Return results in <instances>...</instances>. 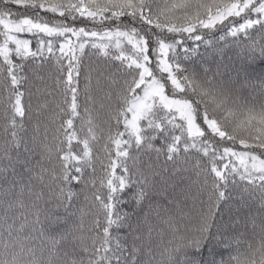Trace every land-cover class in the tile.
I'll use <instances>...</instances> for the list:
<instances>
[{
	"label": "snow or ice",
	"instance_id": "1",
	"mask_svg": "<svg viewBox=\"0 0 264 264\" xmlns=\"http://www.w3.org/2000/svg\"><path fill=\"white\" fill-rule=\"evenodd\" d=\"M0 264H264V0H0Z\"/></svg>",
	"mask_w": 264,
	"mask_h": 264
},
{
	"label": "trees",
	"instance_id": "2",
	"mask_svg": "<svg viewBox=\"0 0 264 264\" xmlns=\"http://www.w3.org/2000/svg\"><path fill=\"white\" fill-rule=\"evenodd\" d=\"M207 31V30H205ZM222 35L221 32L213 30V34L210 36L205 37V39H210L216 42L220 47L225 48V55L220 57L218 55L213 54V48L210 45H206L202 41H188L185 47L195 48L196 51L194 54H191L190 60L186 62V64L191 68L200 69L201 67H208L215 70L216 61L223 59L227 61L228 56L231 55V52L228 50L232 45L233 38L228 36L226 37V41H219L218 37ZM113 52L117 51L114 47L111 49ZM179 51L183 53V48H180ZM101 58L103 54H99ZM211 74V73H210ZM103 142H101V145Z\"/></svg>",
	"mask_w": 264,
	"mask_h": 264
},
{
	"label": "rangeland",
	"instance_id": "3",
	"mask_svg": "<svg viewBox=\"0 0 264 264\" xmlns=\"http://www.w3.org/2000/svg\"><path fill=\"white\" fill-rule=\"evenodd\" d=\"M114 47V46H113Z\"/></svg>",
	"mask_w": 264,
	"mask_h": 264
}]
</instances>
